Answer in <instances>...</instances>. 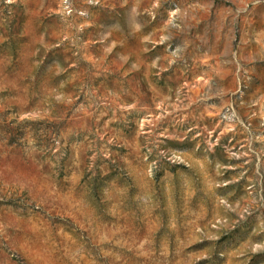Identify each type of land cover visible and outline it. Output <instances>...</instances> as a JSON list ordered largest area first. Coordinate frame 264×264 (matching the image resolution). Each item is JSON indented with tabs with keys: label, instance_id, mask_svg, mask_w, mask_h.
<instances>
[{
	"label": "rangeland",
	"instance_id": "rangeland-1",
	"mask_svg": "<svg viewBox=\"0 0 264 264\" xmlns=\"http://www.w3.org/2000/svg\"><path fill=\"white\" fill-rule=\"evenodd\" d=\"M0 264H264V0H0Z\"/></svg>",
	"mask_w": 264,
	"mask_h": 264
}]
</instances>
